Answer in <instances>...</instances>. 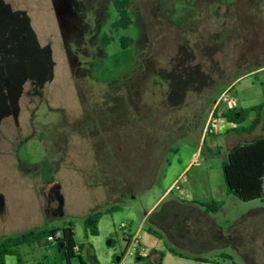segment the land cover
<instances>
[{
  "label": "rangeland",
  "instance_id": "374dc122",
  "mask_svg": "<svg viewBox=\"0 0 264 264\" xmlns=\"http://www.w3.org/2000/svg\"><path fill=\"white\" fill-rule=\"evenodd\" d=\"M127 12L122 30L113 0H0V242L71 225L83 264H112L152 208L142 235L160 223L163 246L264 264V180L262 198L244 203L222 174L234 146L264 137V0H131ZM216 102L219 114L262 105L242 125L259 124L233 132L212 115ZM200 201L223 205L209 223L189 214ZM112 206L89 234L85 218ZM61 248L43 239L18 253L66 264Z\"/></svg>",
  "mask_w": 264,
  "mask_h": 264
},
{
  "label": "trees",
  "instance_id": "16d2710c",
  "mask_svg": "<svg viewBox=\"0 0 264 264\" xmlns=\"http://www.w3.org/2000/svg\"><path fill=\"white\" fill-rule=\"evenodd\" d=\"M130 0H113L114 8L118 14V20L114 23L115 29H127L131 24V19L127 12ZM120 46L124 49L130 46L131 41L122 37L119 40ZM212 111L215 118H223L238 127L232 131L235 133H248L253 131L259 124L258 120H251L250 124L243 126V122L249 118L250 114L258 113L262 105H256L245 109H228L226 112L218 113L217 105ZM206 134L204 137L208 136ZM222 174L224 178L227 194L234 196L239 201L247 203L261 199L263 196L264 180V137L258 138L248 144H237L227 154V160L222 164ZM207 212L216 213L220 210L222 203L211 201L202 204ZM119 210V206H112L102 211H97L87 216L83 222L85 230L92 236L98 235V223L104 215L111 214ZM51 237V241L48 238ZM47 242L59 241L62 243L61 259L70 264L73 257H77L81 264V255H75V249L81 251L83 245L77 246L74 241V231L71 225L63 228H53L50 230H29L22 234L7 237L0 242V264H5L7 256H16L17 264H22L18 253V248L24 245L31 246L41 240ZM169 252L176 256H182L176 251L169 249ZM148 253L146 258H136L135 261L141 264H160L156 260L151 261ZM123 255V254H122ZM120 255V257L122 256ZM197 262L210 263L204 259H194Z\"/></svg>",
  "mask_w": 264,
  "mask_h": 264
},
{
  "label": "crops",
  "instance_id": "0c3cea01",
  "mask_svg": "<svg viewBox=\"0 0 264 264\" xmlns=\"http://www.w3.org/2000/svg\"><path fill=\"white\" fill-rule=\"evenodd\" d=\"M198 166L197 162L196 161H192L190 163H188L180 172V174L177 176V178L172 182V184L169 186V188H167V190L164 192L167 193L171 190H173V186L175 183H177V181H179L181 178H183L185 176V172L186 174L192 170V168L194 166ZM163 194V195H164ZM210 201V200H208ZM205 203H209L207 201H200V202H194V203H191L192 206H189V209H191L189 211V214L192 213L193 216H198L200 219L206 221V223H209L210 220H211V216L210 215H213V214H217L219 211H217L216 213H210V212H207V210L201 206L202 204H205ZM190 205V204H189ZM223 206V205H222ZM222 208V207H221ZM220 208V209H221ZM152 209V208H151ZM151 209L146 213L145 216H143L139 222V224L135 227V232L133 234H129V235H122V241L125 243V245L127 246L128 245V241H129V238L132 237V236H137L139 238V241H140V244L141 246L145 249V251L148 253H152V255H150V260L151 261H154L156 260L157 262H159L160 264H164V261L167 259V258H179V259H188V260H191V261H195L194 259H204V258H197V257H192V258H188V257H185L182 256H176V255H173L169 252V249H172V250H176V249H181L180 248V243L177 242L175 240V242L171 243V247L169 246H163V243L160 241L161 237H160V234H158V230H160L161 228V224L156 222V221H152V226L154 227L153 228H148V235H142L143 232H144V225H145V222L147 220V215L148 213L151 211ZM119 210H120V207H119ZM118 211V210H117ZM116 212V211H115ZM113 213V212H112ZM186 214V213H184ZM110 215V214H108ZM104 216H107V215H104ZM103 216V217H104ZM102 219V218H101ZM100 219V220H101ZM121 228H125V225L124 226H121ZM157 230V231H156ZM153 238V239H152ZM144 239L147 240L144 241ZM161 242V243H160ZM114 241L112 240L110 242V245H114L113 244ZM176 244V245H175ZM178 245V246H177ZM161 246H162V249H161ZM122 254V252L120 254H118L116 257H115V262H117L120 258V255ZM75 255H80V251H78V249L76 248L75 249ZM97 262V260H96ZM197 262V261H195ZM202 263V262H200ZM97 264H99L97 262ZM203 264H217L215 262H210V263H203Z\"/></svg>",
  "mask_w": 264,
  "mask_h": 264
},
{
  "label": "built area",
  "instance_id": "2783aa9c",
  "mask_svg": "<svg viewBox=\"0 0 264 264\" xmlns=\"http://www.w3.org/2000/svg\"><path fill=\"white\" fill-rule=\"evenodd\" d=\"M221 102V101H220ZM218 102V104L220 103ZM216 102V105H218ZM212 117V116H211ZM211 118H209V121L204 129V134H210L212 133V128L207 132V128L210 126ZM213 124V122H212ZM204 135V136H205ZM194 159H196V156H194ZM175 189H178L177 183L173 186ZM48 241H51V237L48 238ZM149 253V252H148ZM148 253L145 251V249L141 246L139 238L137 236H132L129 238L127 248L124 252V254L119 258V260L112 264H125L124 259L126 255H130L131 257L136 258H146Z\"/></svg>",
  "mask_w": 264,
  "mask_h": 264
},
{
  "label": "flooded vegetation",
  "instance_id": "af4514ba",
  "mask_svg": "<svg viewBox=\"0 0 264 264\" xmlns=\"http://www.w3.org/2000/svg\"><path fill=\"white\" fill-rule=\"evenodd\" d=\"M131 1V0H130ZM130 3V2H129ZM132 22V21H131Z\"/></svg>",
  "mask_w": 264,
  "mask_h": 264
}]
</instances>
